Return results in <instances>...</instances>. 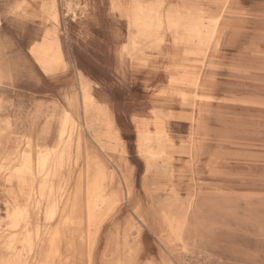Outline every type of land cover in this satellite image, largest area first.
Returning <instances> with one entry per match:
<instances>
[{"label":"rangeland","instance_id":"obj_1","mask_svg":"<svg viewBox=\"0 0 264 264\" xmlns=\"http://www.w3.org/2000/svg\"><path fill=\"white\" fill-rule=\"evenodd\" d=\"M52 1L0 0V121L14 138L7 146L23 148L26 137L42 135L55 107L69 109L67 97L81 100V80L110 112L121 137L112 149L101 148L96 136L105 129H89L82 114L76 134L84 157L95 154L112 170L108 193L121 196L86 245L93 264H264V0H232L200 55H186L166 34L135 58L125 52L134 32L110 0H55L59 25L45 12ZM164 1V11L181 4ZM190 4L214 23L216 5ZM47 33H56L66 61L50 74L32 54ZM182 64L201 72L199 90L185 89L188 102L170 87ZM156 116L174 148L170 161L148 169L137 128L144 122L154 131ZM56 132L53 122L44 145H56ZM175 195L194 208L182 239L170 242L163 218L180 208ZM7 201L0 179L4 235ZM32 217L43 234L44 213Z\"/></svg>","mask_w":264,"mask_h":264},{"label":"bare ground","instance_id":"obj_2","mask_svg":"<svg viewBox=\"0 0 264 264\" xmlns=\"http://www.w3.org/2000/svg\"><path fill=\"white\" fill-rule=\"evenodd\" d=\"M180 1L179 6L164 11V0H110L112 9L125 14L134 32L129 47L125 48L127 55L135 58L144 49L159 47L166 34L173 37L175 45L184 48L186 55H200L202 48L209 46L217 37L225 8L232 0H195L208 1L218 7L214 23L205 18L200 5L190 4L193 0ZM56 3L55 0L50 2L45 12L59 25ZM32 54L47 74L66 62L56 33L45 34L42 41L33 46ZM173 72L170 87L174 94L188 102L185 89L199 90L201 72L197 67L184 64L174 67ZM79 94L80 101L77 96L67 97L69 109L55 107L42 135L36 141L26 137L23 148L15 144L16 140L13 141L15 146H7L14 138L10 137L8 126L2 127L0 121V179L8 198L5 235L4 220L0 217V264H31L29 258H33L32 264H93L92 253L87 254L86 245L93 247L92 232L99 233L103 222L121 202V196L108 193V182L115 178L106 162L92 153L84 157L80 137L76 139L79 115L82 114L89 129H105L96 136L103 150L112 149L113 144L121 142V137L110 112L96 101L84 80H81ZM189 120L194 122L193 118ZM53 122L57 123V143L47 147L44 141ZM154 127L151 131L148 124L141 122L137 128L139 154L148 169L158 168L160 161H170L174 148L158 116ZM174 204L180 208L165 213L163 218L170 242L182 239L189 213L194 208L193 203L184 208L177 195ZM41 211L47 224L43 234L32 217ZM104 264H108L106 259Z\"/></svg>","mask_w":264,"mask_h":264}]
</instances>
